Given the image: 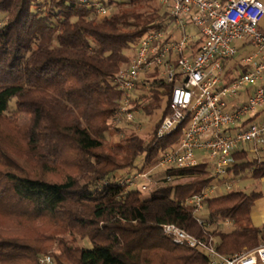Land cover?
I'll return each instance as SVG.
<instances>
[{"label": "trees", "instance_id": "obj_1", "mask_svg": "<svg viewBox=\"0 0 264 264\" xmlns=\"http://www.w3.org/2000/svg\"><path fill=\"white\" fill-rule=\"evenodd\" d=\"M88 1L0 0V264H38L40 255L53 264L208 263L204 252L174 246L162 234L166 224L213 238L225 256L264 243V228L250 222L262 193L231 191L204 200L203 225L183 206L212 183L204 164L178 172L179 181L147 200L116 183L138 158L145 171L178 140L177 134L152 146L130 134L106 145L119 98L113 79L136 43L170 27L171 19L158 0ZM96 4L114 11L97 18ZM146 78L148 90L139 86L133 102L146 117L164 103L156 129L169 112L173 84L155 86ZM234 160V176L258 180L264 172V163L246 151ZM227 221L234 228L224 232L220 225ZM52 245L57 253L51 255Z\"/></svg>", "mask_w": 264, "mask_h": 264}, {"label": "built area", "instance_id": "obj_2", "mask_svg": "<svg viewBox=\"0 0 264 264\" xmlns=\"http://www.w3.org/2000/svg\"><path fill=\"white\" fill-rule=\"evenodd\" d=\"M89 5L88 0H79ZM171 19L167 29L146 33L134 46L128 65L119 70L113 86L119 93L109 126L122 138L127 129L137 133L141 115L134 100L146 77L155 86L173 84L169 112L153 130L152 146L178 134L176 143L166 148L145 171L134 176H116L127 191L151 195L163 184L181 179L178 172L209 166L213 183L199 195L183 202L199 214L203 201L216 192L233 190L229 171L234 155L246 151L258 165L264 163V34L258 26L264 18L262 0H158ZM97 18L108 17L114 9L95 5ZM188 28L193 29L188 33ZM241 42L251 49L241 63L250 70L228 82L225 65L238 55L234 46ZM243 103L238 99L249 93ZM133 123V125H131ZM126 127V130H124ZM162 174L157 176L156 174ZM264 181V172L260 177ZM138 182L141 184L138 185ZM220 196V195H219ZM226 223V222H225ZM162 234L179 248L202 251L207 264H264V243L231 256L217 252L214 239H198L173 224L162 226ZM38 264H53L52 258H38Z\"/></svg>", "mask_w": 264, "mask_h": 264}, {"label": "rangeland", "instance_id": "obj_3", "mask_svg": "<svg viewBox=\"0 0 264 264\" xmlns=\"http://www.w3.org/2000/svg\"><path fill=\"white\" fill-rule=\"evenodd\" d=\"M187 31H188V33H192L194 30L191 28H188ZM241 44H242L241 42H236L234 44V46L239 48ZM164 107H165V105L163 103L160 106V108H157L150 117L143 116L142 114L140 116H137L135 123L140 125V127H141V130L137 133H134L135 131H132L131 129L126 130V127H124V130H126V132H124L122 138H120V137L116 136V133L114 131H112L111 127H109V130L106 134V145L107 146H115L119 142L123 141L130 134H138L144 140L145 143H148L152 139V133L154 130V126H155L156 122L159 120V118L161 117L162 112L164 110ZM19 116H22V114H19ZM131 125H133V123ZM142 164H143V157L138 158L135 162V168L126 174H122V176L123 177L134 176V175L138 174L140 167H142ZM207 168L210 169L209 166ZM227 179L228 180H234V184H232L233 190L242 191V192L254 191L256 193H264V181H262L260 179H258V180L253 179V178H251L250 174H247L244 176H234L232 174V175L228 176ZM212 183H213V181H212ZM139 184H141V182H138V185ZM224 194H226V192L223 190L218 192V193L216 192V196L224 195ZM141 198L143 200H147L150 198V195L147 192H141ZM199 217L204 222H207V220H208L207 213H205L203 211ZM210 229H212V226L209 227L208 230H210ZM77 243L79 246L81 245V242L77 241ZM82 246L88 250L91 249V246L88 244L84 243V244H82ZM53 253H57V246L56 245H52L51 251L49 252V254H51V255ZM43 256H49V255H40L39 258L43 257ZM49 257H51V256H49Z\"/></svg>", "mask_w": 264, "mask_h": 264}, {"label": "crops", "instance_id": "obj_4", "mask_svg": "<svg viewBox=\"0 0 264 264\" xmlns=\"http://www.w3.org/2000/svg\"><path fill=\"white\" fill-rule=\"evenodd\" d=\"M264 3V0H262ZM258 30L260 33L264 34V18L259 23ZM237 48V47H236ZM238 49V55L233 60L227 62L225 65V78L228 82L234 80L237 76L241 73L247 72L250 70V66H245L241 63V60L250 54L251 49L248 46H244L243 44L240 45ZM250 94H242L241 97L238 99L239 103L245 102L247 96ZM157 176H161L162 174H156ZM250 222L253 228H264V193L260 199L254 202L253 206L251 207L250 211ZM221 230L224 232H229L234 228L233 223L227 221L220 225Z\"/></svg>", "mask_w": 264, "mask_h": 264}]
</instances>
